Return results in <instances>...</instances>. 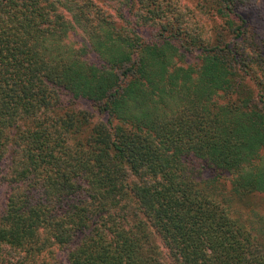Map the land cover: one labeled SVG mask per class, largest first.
<instances>
[{
    "label": "trees",
    "instance_id": "1",
    "mask_svg": "<svg viewBox=\"0 0 264 264\" xmlns=\"http://www.w3.org/2000/svg\"><path fill=\"white\" fill-rule=\"evenodd\" d=\"M164 2L0 0V264H162L157 240L176 264H264L208 192L229 174L234 195L264 199L263 36L248 5L200 0L223 21L212 42L187 32L179 47L164 26L145 42ZM187 158L211 172L204 185Z\"/></svg>",
    "mask_w": 264,
    "mask_h": 264
},
{
    "label": "rangeland",
    "instance_id": "2",
    "mask_svg": "<svg viewBox=\"0 0 264 264\" xmlns=\"http://www.w3.org/2000/svg\"><path fill=\"white\" fill-rule=\"evenodd\" d=\"M171 5H167L166 2L163 3L162 8L165 10H158L152 15L155 18L154 22L141 21L139 32L142 39L145 42H159L162 37L159 35L166 34L163 31L162 26H164L168 31H174L173 36L176 39V46H183L191 37L187 38L188 34L193 36H199L204 42L213 41L215 33L221 30L223 21L216 17L208 8L200 9L198 3L200 0H169ZM240 6L248 5V8L244 10L243 14L246 12L249 14V22L255 27L256 32L260 34L264 42V0H238L237 4ZM145 13V12H144ZM125 16H129L128 14ZM131 20H137L136 17L130 18ZM140 22V21H139ZM140 24V23H139ZM184 29V32H181ZM69 40L74 41L72 44H76L78 47L82 40V35L80 32H73L69 35ZM198 38V37H196ZM199 39V38H198ZM181 46V47H182ZM181 52L183 50L181 49ZM185 57L182 58V63L185 65L198 66L200 55L198 51H187L185 52ZM89 62L95 65L99 64L100 61L98 57L91 53L87 59ZM248 88H251L255 92V88L251 81H246ZM65 100L67 97H64ZM231 98V97H230ZM232 99V98H231ZM228 95L219 97L218 102L224 103L228 101ZM75 107L84 109L89 108V103L84 100L76 101ZM95 122H105V117L94 116ZM0 163V213L3 208L4 198H5V186L2 182V175L5 172V162ZM186 174L191 177L194 182L204 185V183L211 177V172L204 168L203 163L200 160L187 158L185 159ZM234 177L232 175L226 174L220 182H223L225 187H218L212 190H208L210 194L218 195L221 200V205L225 209L226 213L233 220L238 221L240 224L244 225L249 229L251 235L264 245V199L262 194H245L236 196L231 192V181ZM233 195V196H232ZM160 251V260L162 264H176L175 261L170 257L166 248L162 245L159 240H157ZM262 250V247H261ZM54 261V262H53ZM53 264H68L66 261L65 253L58 252L54 256ZM51 262V261H50Z\"/></svg>",
    "mask_w": 264,
    "mask_h": 264
}]
</instances>
